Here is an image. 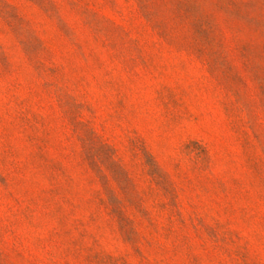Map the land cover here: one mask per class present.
<instances>
[{
	"label": "rangeland",
	"instance_id": "374dc122",
	"mask_svg": "<svg viewBox=\"0 0 264 264\" xmlns=\"http://www.w3.org/2000/svg\"><path fill=\"white\" fill-rule=\"evenodd\" d=\"M0 264H264V0H0Z\"/></svg>",
	"mask_w": 264,
	"mask_h": 264
}]
</instances>
